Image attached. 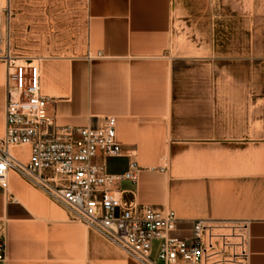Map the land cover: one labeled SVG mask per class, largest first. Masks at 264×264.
<instances>
[{
    "label": "crops",
    "instance_id": "crops-1",
    "mask_svg": "<svg viewBox=\"0 0 264 264\" xmlns=\"http://www.w3.org/2000/svg\"><path fill=\"white\" fill-rule=\"evenodd\" d=\"M85 14L77 41L35 53L22 40L15 56L39 64L56 124L100 126L116 117L124 150L104 158L107 169L123 174L131 161L140 167L137 183L119 184L126 198L173 209L186 222L227 220L245 234L248 264H264V139L254 141L251 115L221 106L219 85L186 77L197 68L188 66L191 56L172 55L173 0H85ZM6 77L0 63V131ZM9 182L0 186L7 245L0 264H141L81 228L78 249L67 212L16 172Z\"/></svg>",
    "mask_w": 264,
    "mask_h": 264
},
{
    "label": "built area",
    "instance_id": "built-area-1",
    "mask_svg": "<svg viewBox=\"0 0 264 264\" xmlns=\"http://www.w3.org/2000/svg\"><path fill=\"white\" fill-rule=\"evenodd\" d=\"M2 58L8 65L5 131L0 134L2 188H9L10 174L16 172L141 264H248L245 234L227 220L186 222L173 209L126 198L119 184L137 183L140 167L131 161L123 174L107 169L104 158L124 150L116 117H107L100 126L57 125L49 114V99L41 93L39 64L20 63L10 50ZM6 248L0 232V262Z\"/></svg>",
    "mask_w": 264,
    "mask_h": 264
},
{
    "label": "rangeland",
    "instance_id": "rangeland-1",
    "mask_svg": "<svg viewBox=\"0 0 264 264\" xmlns=\"http://www.w3.org/2000/svg\"><path fill=\"white\" fill-rule=\"evenodd\" d=\"M11 1L12 5L9 0H0V63L4 74L8 65L2 57L10 44L13 56L22 53V40H29L35 53H48L82 35L85 0ZM173 29L172 55L191 56L188 66L197 68L186 76L188 80L219 85L221 106L251 115L254 141L264 139L260 133L264 131V0H173ZM180 65L184 67V62ZM3 133L4 129L0 131ZM49 201L67 212V220L77 227L78 249L83 242L80 228L106 238L73 218L62 205Z\"/></svg>",
    "mask_w": 264,
    "mask_h": 264
},
{
    "label": "bare ground",
    "instance_id": "bare-ground-1",
    "mask_svg": "<svg viewBox=\"0 0 264 264\" xmlns=\"http://www.w3.org/2000/svg\"><path fill=\"white\" fill-rule=\"evenodd\" d=\"M3 2H4V0H3ZM10 2H11V1L9 0V4H10ZM24 148H25V147H24ZM18 150H20L19 147H15V148H14V151H18Z\"/></svg>",
    "mask_w": 264,
    "mask_h": 264
}]
</instances>
